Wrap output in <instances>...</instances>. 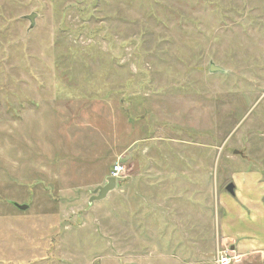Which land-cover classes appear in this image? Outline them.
Returning a JSON list of instances; mask_svg holds the SVG:
<instances>
[{"label": "rangeland", "instance_id": "1", "mask_svg": "<svg viewBox=\"0 0 264 264\" xmlns=\"http://www.w3.org/2000/svg\"><path fill=\"white\" fill-rule=\"evenodd\" d=\"M258 140L264 1L0 0V264H216Z\"/></svg>", "mask_w": 264, "mask_h": 264}, {"label": "crops", "instance_id": "2", "mask_svg": "<svg viewBox=\"0 0 264 264\" xmlns=\"http://www.w3.org/2000/svg\"><path fill=\"white\" fill-rule=\"evenodd\" d=\"M258 141L255 145L263 146V140ZM134 144L135 142H133ZM236 151L234 155L240 156L239 160L241 161L237 165L235 164L232 169H229L230 164H227L228 168L223 175V182H225L223 189L228 194L222 195L224 212L223 219L220 221L219 236L223 247L231 249L233 255L236 256L235 264H264V240L262 242L261 239V237L264 238V149L257 156H249L243 151ZM229 162L234 164V161ZM255 162H258V166ZM202 172V168L199 167L190 169L186 174L192 176L191 178H200L203 176ZM172 178H176V175L174 174ZM191 182L194 183L193 185L197 184V181L192 180ZM191 182H188L189 188H191ZM170 183L174 191L179 193L178 185L175 187L174 181H170ZM211 183L214 182L210 181L209 191L212 190ZM229 185L234 186L232 194L227 191ZM184 196L187 199L194 198V194L186 192ZM175 197L177 195L174 194L173 199Z\"/></svg>", "mask_w": 264, "mask_h": 264}, {"label": "water", "instance_id": "3", "mask_svg": "<svg viewBox=\"0 0 264 264\" xmlns=\"http://www.w3.org/2000/svg\"><path fill=\"white\" fill-rule=\"evenodd\" d=\"M35 17H36L35 13L23 17L24 20H29L31 22L30 29H32L35 25ZM209 71L211 74H227L229 72L228 70L224 68L222 69V67L217 66L214 62L210 63ZM117 184L118 183L114 178L107 177L104 181L103 186H98L94 191H92L89 205L93 204L94 202H99L107 198L110 193L114 192L117 189ZM227 191L230 192L231 194L234 193V186L229 185ZM13 205L21 211H26L29 208L28 205H20L18 203H14Z\"/></svg>", "mask_w": 264, "mask_h": 264}, {"label": "built area", "instance_id": "4", "mask_svg": "<svg viewBox=\"0 0 264 264\" xmlns=\"http://www.w3.org/2000/svg\"><path fill=\"white\" fill-rule=\"evenodd\" d=\"M125 166L121 161H116L111 168L110 176L119 181L123 178L125 173ZM236 256L232 254L231 249L219 251L216 257V264H235Z\"/></svg>", "mask_w": 264, "mask_h": 264}]
</instances>
